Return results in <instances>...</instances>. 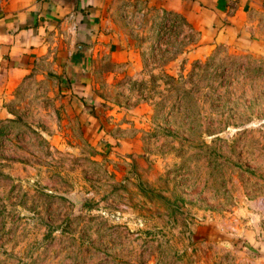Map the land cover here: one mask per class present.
<instances>
[{
  "label": "rangeland",
  "instance_id": "1",
  "mask_svg": "<svg viewBox=\"0 0 264 264\" xmlns=\"http://www.w3.org/2000/svg\"><path fill=\"white\" fill-rule=\"evenodd\" d=\"M185 62L106 87L102 131L56 85L17 88L0 117V264H264V54Z\"/></svg>",
  "mask_w": 264,
  "mask_h": 264
},
{
  "label": "crops",
  "instance_id": "2",
  "mask_svg": "<svg viewBox=\"0 0 264 264\" xmlns=\"http://www.w3.org/2000/svg\"><path fill=\"white\" fill-rule=\"evenodd\" d=\"M188 33L189 50L170 44ZM217 45L264 54V0H0V117L32 81L56 85L81 127L108 130L106 87L147 84L158 70L171 80Z\"/></svg>",
  "mask_w": 264,
  "mask_h": 264
},
{
  "label": "water",
  "instance_id": "3",
  "mask_svg": "<svg viewBox=\"0 0 264 264\" xmlns=\"http://www.w3.org/2000/svg\"><path fill=\"white\" fill-rule=\"evenodd\" d=\"M76 50L86 52L88 49H87V47H84L82 45H78V46H76Z\"/></svg>",
  "mask_w": 264,
  "mask_h": 264
}]
</instances>
